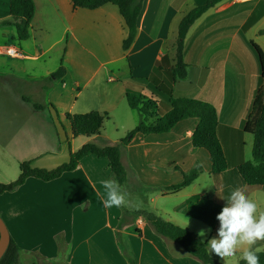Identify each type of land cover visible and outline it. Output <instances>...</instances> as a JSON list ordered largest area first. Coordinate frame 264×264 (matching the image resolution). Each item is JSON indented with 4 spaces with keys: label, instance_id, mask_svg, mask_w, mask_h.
<instances>
[{
    "label": "crops",
    "instance_id": "crops-1",
    "mask_svg": "<svg viewBox=\"0 0 264 264\" xmlns=\"http://www.w3.org/2000/svg\"><path fill=\"white\" fill-rule=\"evenodd\" d=\"M33 1L36 12L29 39L11 44L21 56L0 54V94L10 97L0 102V175L9 177L7 183L17 179L24 161L52 170L69 162L71 153L86 143L116 144L126 136L140 120L139 112L127 104L126 83L132 77H149L164 56L173 60L181 20L207 0H144L136 38L126 51L127 27L117 6L75 11L70 0ZM10 19L9 0H0V22ZM6 28L16 36L14 27ZM262 29L264 0H224L193 24L185 40L188 76L176 83L175 96L218 109L217 137L228 168L213 176L209 153L193 148L197 119L183 120L168 133H139L123 152L132 192L123 189L128 204L122 208L152 212L180 227L190 218L187 229L197 236L209 228L189 216L190 200L209 197L225 206L230 191L242 186L264 210V188L247 186L238 172L240 165L252 161L254 137L245 125L264 78L260 59L257 66L248 53L254 45L264 53ZM63 55L64 78L45 89L43 81L59 69ZM34 105L44 108L36 110ZM96 111L109 114L111 127L124 123L121 135L104 129L102 137H84L76 144L65 114ZM196 163L203 172L189 186L177 193L161 189L180 183L182 173ZM109 177L108 160L88 156L76 171L54 181L29 178L15 192L0 195V215L22 249L20 260L35 255L52 263L129 264L122 244L136 264H203L159 235L144 217L123 218L121 207L105 208L100 182ZM143 187L154 190L136 191ZM218 227L199 237L208 242L217 236ZM246 247L225 264H239ZM257 247L264 248V242Z\"/></svg>",
    "mask_w": 264,
    "mask_h": 264
},
{
    "label": "trees",
    "instance_id": "trees-1",
    "mask_svg": "<svg viewBox=\"0 0 264 264\" xmlns=\"http://www.w3.org/2000/svg\"><path fill=\"white\" fill-rule=\"evenodd\" d=\"M224 0H207L205 4L192 9L183 17L179 24L178 40L173 60L164 56L158 60L149 77H132L126 83V101L130 109L137 110L140 115L139 123L130 130L127 135L116 144L98 146L94 143H86L77 151L72 152L70 160L55 169L47 170L32 167L31 161L19 164V175L16 180L9 183H0V195L11 193L23 186L29 178H35L44 182H51L60 178L63 174L77 170L82 159L88 156L107 159L109 162V179L117 180L122 189L132 192L128 188L127 171L123 164V152L137 134L148 136L150 134H163L170 132L179 122L186 119H197L198 125L192 135L194 149L206 150L212 162V175L218 176L228 168L226 156L217 137L218 109L210 103L196 99L176 97L174 87L179 81L188 76L189 66L184 60V45L186 36L193 24L208 10ZM73 10H95L106 4L118 7L123 17L127 36L123 42L126 51L134 42L138 31V18L143 8L144 0H70ZM36 12L33 0H9V13L11 21H4L2 26H13L19 41H26L30 37V30ZM264 35V29L259 31ZM254 49L258 53L262 78H264V53L257 46ZM63 58L59 69L43 81V87L48 88L55 80L64 78L66 70ZM150 91L152 96H146L145 91ZM36 110H42V105H34ZM70 122L74 137L95 138L104 135V124L109 120L106 112H91L86 114H65ZM245 131L254 137L252 161L238 167V172L243 182L254 188H264V87H260L256 94L245 125ZM258 162V166L254 165ZM179 170V168H175ZM203 172L200 163L187 173H182L180 183L161 188L169 193H177L189 186ZM154 188H137L139 192H150ZM221 206L209 197L190 200L187 204L189 216L200 221L211 230H214L219 221L217 214L222 210ZM123 218H136L142 216L148 224L161 236L179 244L188 254L197 258L203 264H219L208 251L207 241L170 221L163 219L152 212L128 211L122 208ZM123 220V219H122ZM121 220V221H122ZM121 251L129 264H136L135 259L120 244ZM22 249L11 237L9 246L0 260V264H20ZM260 264H264V251L258 253ZM239 264H244L241 259Z\"/></svg>",
    "mask_w": 264,
    "mask_h": 264
},
{
    "label": "clouds",
    "instance_id": "clouds-1",
    "mask_svg": "<svg viewBox=\"0 0 264 264\" xmlns=\"http://www.w3.org/2000/svg\"><path fill=\"white\" fill-rule=\"evenodd\" d=\"M254 165L258 166V162ZM100 183L105 190V198L102 199L105 208L128 204L127 193L117 180L106 179ZM225 200V206L216 216L219 221L217 236L207 242L209 253L220 257L225 264L226 258L235 256L238 249L247 246L240 257L244 264H260L258 253L264 248L257 245L264 242V210H260L258 204L246 195L242 186L232 189ZM189 224L190 218L185 217L183 228ZM208 231L211 229H201L198 236L204 237Z\"/></svg>",
    "mask_w": 264,
    "mask_h": 264
},
{
    "label": "rangeland",
    "instance_id": "rangeland-1",
    "mask_svg": "<svg viewBox=\"0 0 264 264\" xmlns=\"http://www.w3.org/2000/svg\"><path fill=\"white\" fill-rule=\"evenodd\" d=\"M10 14V13H9ZM10 18H11V16H10ZM12 19H10V20H6V21H11ZM4 22V21H3ZM2 22H0V24H1ZM4 27H10V26H2V27H0V47L2 48L3 47V49L2 50H4V49H6L7 47H11V44H14V43H18V38H17V36H11V34H8L9 33V31H10V29L9 28H6L7 29V31H4ZM13 27V26H12ZM13 30V29H12ZM13 32H15V30H13ZM5 34H8V35H5ZM9 37H12V40L14 41H12V40H9ZM251 37V36H250ZM263 38V40H264V36L262 37ZM18 40L17 42H16V40ZM263 45V44H262ZM263 48H264V45L262 46ZM249 55L248 56H250L251 55V57H253V60H254V62H255V64L258 66L259 65V56H258V53L256 52V50L253 48V46L252 47H250V50H249V53H248ZM0 58H2V55H0ZM146 96H149V97H151L152 96V93L150 92V91H145V93H144ZM12 96V95H11ZM10 99V97L8 96V95H6V94H0V102H3L4 101V104H5V101L6 102H8V101H10L9 100ZM13 100H16V97L15 96H13ZM125 107V106H124ZM126 108V107H125ZM140 121V120H139ZM123 124L124 123H120L119 122V126L117 127V126H114V127H111V121H109V122H106L105 124H104V129L108 132L109 130H110V128L111 129H113V131L115 132H117V133H121V131H122V129H123ZM106 133V132H105ZM121 135V134H120ZM125 137V136H124ZM123 137V138H124ZM77 139V141H76V144H78L80 141H82L83 139H84V137H77L76 138ZM8 179H9V177L8 176H3V175H0V183H7V181H8ZM21 262H20V264H64V262L63 261H59V262H49V261H47V260H43V259H41V258H38L37 256H35V255H33V256H23L22 257V259L20 260Z\"/></svg>",
    "mask_w": 264,
    "mask_h": 264
},
{
    "label": "water",
    "instance_id": "water-1",
    "mask_svg": "<svg viewBox=\"0 0 264 264\" xmlns=\"http://www.w3.org/2000/svg\"><path fill=\"white\" fill-rule=\"evenodd\" d=\"M10 239L11 236L9 230L0 215V260L9 246Z\"/></svg>",
    "mask_w": 264,
    "mask_h": 264
},
{
    "label": "built area",
    "instance_id": "built-area-1",
    "mask_svg": "<svg viewBox=\"0 0 264 264\" xmlns=\"http://www.w3.org/2000/svg\"><path fill=\"white\" fill-rule=\"evenodd\" d=\"M0 54H6L10 57L18 58L21 56L20 51L16 47H7L4 50H0Z\"/></svg>",
    "mask_w": 264,
    "mask_h": 264
}]
</instances>
